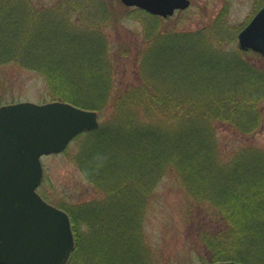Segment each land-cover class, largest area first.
I'll list each match as a JSON object with an SVG mask.
<instances>
[{
  "label": "trees",
  "instance_id": "obj_1",
  "mask_svg": "<svg viewBox=\"0 0 264 264\" xmlns=\"http://www.w3.org/2000/svg\"><path fill=\"white\" fill-rule=\"evenodd\" d=\"M115 1L124 17L144 20V43L111 116L76 136L77 162L103 196L57 204L75 237L67 264H154L143 218L168 170L197 210L188 218L200 264H264V150L241 146L223 158L217 135L219 125L243 135L263 126L264 56L236 45L224 19L165 30L164 18L120 0H0V66L41 73L51 101L103 110L113 67L104 28L117 20Z\"/></svg>",
  "mask_w": 264,
  "mask_h": 264
},
{
  "label": "rangeland",
  "instance_id": "obj_2",
  "mask_svg": "<svg viewBox=\"0 0 264 264\" xmlns=\"http://www.w3.org/2000/svg\"><path fill=\"white\" fill-rule=\"evenodd\" d=\"M40 1L42 5L50 6L57 0ZM115 4L113 8L117 20L104 28L110 40L113 67L112 87L105 108L97 110L100 123L113 113L115 98L125 84L127 86L134 80L137 66L132 59L133 54L144 43V20L124 17L126 7L117 1ZM262 5L264 0H190L186 9L177 10L172 16L161 19V28L195 30L221 18L236 31L237 37L239 30ZM235 44L239 46L238 39ZM126 46L129 47L124 48ZM26 100L38 103L51 101L42 74L14 62L1 65L0 105ZM217 135L223 158L232 156L241 146H256L264 150V124L249 135L219 125ZM81 142L80 136L75 137L63 151L41 156L43 179L37 190L48 202L56 205L81 203L103 196L86 180L77 162ZM188 209L197 215L177 173L166 171L152 191L143 218L145 243L154 264H200L199 257L205 253L198 242L190 237Z\"/></svg>",
  "mask_w": 264,
  "mask_h": 264
},
{
  "label": "water",
  "instance_id": "obj_3",
  "mask_svg": "<svg viewBox=\"0 0 264 264\" xmlns=\"http://www.w3.org/2000/svg\"><path fill=\"white\" fill-rule=\"evenodd\" d=\"M120 1L162 17L190 5V0ZM237 39L241 49L264 56V5ZM98 125L97 110L67 101L0 105V264L68 263L75 247L70 216L37 191L43 178L41 156L63 151L77 134Z\"/></svg>",
  "mask_w": 264,
  "mask_h": 264
}]
</instances>
